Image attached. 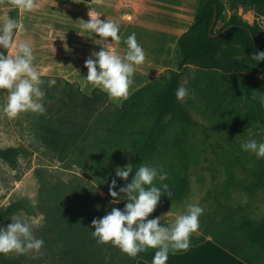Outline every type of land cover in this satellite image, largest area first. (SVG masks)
Wrapping results in <instances>:
<instances>
[{
  "label": "rangeland",
  "instance_id": "1",
  "mask_svg": "<svg viewBox=\"0 0 264 264\" xmlns=\"http://www.w3.org/2000/svg\"><path fill=\"white\" fill-rule=\"evenodd\" d=\"M222 1L229 6L230 0ZM33 2L41 10L39 13L42 15L35 14L34 22L29 27L23 28L18 43L25 42L31 45L33 66L40 71L43 66L57 65L56 60H53L54 63L50 62L49 56L56 54L51 47L57 46L59 38L56 28L52 27H58L57 12L62 8L58 7L61 3L55 0H33ZM231 14L232 12L227 9L223 19L215 28L219 29L229 21ZM238 14L246 21L248 19L245 17L250 15V23L257 21L264 27V16L257 17L253 10L240 6ZM40 17L44 18L48 26H39ZM7 18L19 21L18 7L12 3V0H0V23ZM10 49L0 48V52L7 54ZM176 68L175 52L171 67L155 79L157 84L161 87L165 86ZM46 78L41 76L43 83L40 85L45 91L44 113L23 112L15 119L0 115V147L19 146L23 149L14 166L0 159V208L23 201L28 209H21L12 216L21 214L30 217L42 216V225L46 218L41 204L45 202V196L54 186L69 188L67 191L70 192L81 191L80 189L93 190L104 197L107 196L105 188L109 189L112 179L117 180V190L119 186L130 182L129 178L125 181L116 177L115 169L117 166L122 167L129 163L140 131L151 126L154 121L153 101L150 99L137 115L132 136L127 134L125 139L112 137L107 140H96L93 135H89L84 141L82 136H79L77 143L83 142L87 150H94V155L88 154L86 150L74 149L66 156H61L49 149L39 138L41 125L52 121L54 125H58L61 130L68 133L73 128L75 120L80 122L85 120L86 126H89L92 119L84 115L81 108L68 99L67 93L75 89V86L67 85L60 79L56 80L54 86L48 87L47 81L54 77ZM223 82H225L223 76L205 73L196 65H189L183 74L181 83L194 93V98L185 97L183 101L178 102L197 123L194 128H190L187 141L188 167L185 172L189 180V189L186 196L179 201L158 202L154 211L149 214L170 221L176 214L184 211L187 202L198 203L204 211L199 217L198 230L190 234V241L193 238L209 235L221 239L228 231L232 232L235 238H241L244 236L243 233L234 228L244 219L260 221L264 218V187L256 189L251 187L255 173L260 168H264V158L257 159L254 153L240 148V144L250 138L249 129L257 140L264 138V120L250 124L242 133L228 127L227 123V120L234 115H246L249 112L252 98L248 93H260V88L264 86V71H248L242 79L231 78L226 86H223ZM213 84H216L215 88L211 87ZM227 86L229 87L226 88ZM6 96L7 91L2 90V103ZM115 111L117 110L107 114L112 118ZM167 123L168 134L170 136L177 134L181 124L171 117ZM100 131L105 133L106 130ZM169 139L170 137L163 143L164 147H169ZM98 147L102 149L101 152L106 153L101 156ZM170 161L178 162L172 151L166 156L157 154L147 164L158 170H165L170 176ZM154 182L164 183L158 180ZM9 223L11 217L3 220L0 226L6 227ZM40 227L33 229L35 235ZM231 242V240L227 241L229 244ZM118 250L120 251L119 248ZM239 252L255 264H264V256H257L251 246L240 248ZM5 255L10 258L20 256L32 262L37 260L35 264H57L53 258L46 257L42 248L39 253L17 255L10 252Z\"/></svg>",
  "mask_w": 264,
  "mask_h": 264
},
{
  "label": "trees",
  "instance_id": "2",
  "mask_svg": "<svg viewBox=\"0 0 264 264\" xmlns=\"http://www.w3.org/2000/svg\"><path fill=\"white\" fill-rule=\"evenodd\" d=\"M55 1L69 2L71 0ZM240 6L253 10L257 17L264 16V0H230L229 6L222 0H197L194 21L178 38L177 68L172 71L168 83L161 87L157 84V80H154L135 90L123 100L120 106L99 88H94L88 95L80 90L79 85H73L63 80L67 85L75 86V89L67 93L68 99L74 105L79 106L82 113L92 119V122L86 126L85 120L81 122L75 120L73 128H69L67 133L61 130L58 125H54L52 121H48L41 125L42 130L39 133V138L49 149L61 156H66L74 149L86 150L88 154L94 155V150H87L83 142L77 143L79 136H82V141L86 140L89 135H93L96 140H107L112 137L125 139L127 134L132 136L138 113L151 99L154 112L153 124L140 131L129 163L135 170L140 163L147 164L157 154L166 156L172 151L178 162H169L170 176L167 175L164 181L169 185L172 196L162 195L160 202L183 199L189 189V180L185 172L188 167L187 141L190 128H194L197 123L186 108L178 102L175 90L180 85L188 66L196 65L205 73L223 76L225 80L223 86H226L231 78L242 79L248 71H264V60L257 62L251 57L255 51H264V27L257 21L250 23L243 20L238 14ZM227 9L232 12L229 21L216 29L215 27L223 19ZM44 77L49 79L48 76ZM52 79L60 80L61 78L54 77ZM258 81L262 82V80ZM211 87L215 88L216 84ZM2 90L0 89V103H2ZM259 91V94L248 93L252 98L249 112L246 115H234L227 120L228 127L242 133L250 124L264 120V108L258 102V95H264L263 85ZM114 110L117 111L111 118L107 112ZM169 117L181 124L180 130L174 136L168 134L167 121ZM103 129L106 130L105 133L100 131ZM168 137H170L169 147H164L163 143L168 140ZM98 149L101 152L102 149L100 147ZM22 151L23 149L19 146L0 147V159L14 166ZM105 153L101 152L100 155ZM132 175L134 172L129 174L130 180ZM153 183L160 186L154 181ZM251 187L252 189L264 187V168H260L255 173ZM67 190L69 188L52 187L51 192L45 196V202L41 204L46 219L37 230L36 236L44 240L42 250L47 258H53L57 264H136L139 259L151 263L155 252L153 248H147L138 253L136 257H129L126 253L119 251L118 247L112 246L111 243H97V240L91 235V227H94L91 226L93 218L102 217L112 207L123 208L127 202L123 193H120L122 197L118 203H111L113 197L109 195V189L106 188L107 196L104 197L98 195L96 191L88 189H80L81 191L77 192ZM21 209H28L23 201L1 207L0 223ZM152 217L154 216H149V218ZM161 222L165 221L161 219ZM234 229L241 231L244 236L235 238L234 234L228 231L222 235L221 239L211 237L231 253L241 257L249 264H255L252 260L244 257L239 250L251 246L257 256H264V218L260 221L246 218ZM205 240L206 236L193 238L190 241V246ZM228 240L232 242L229 244ZM117 250L121 253L119 254ZM35 263L37 260L32 262V260H26L20 256L10 258L0 253V264Z\"/></svg>",
  "mask_w": 264,
  "mask_h": 264
},
{
  "label": "clouds",
  "instance_id": "3",
  "mask_svg": "<svg viewBox=\"0 0 264 264\" xmlns=\"http://www.w3.org/2000/svg\"><path fill=\"white\" fill-rule=\"evenodd\" d=\"M12 3L27 11L34 7L33 0H12ZM89 16L90 19L84 21L81 26L83 29H89L101 38L111 37L112 42L120 40L117 23L107 17L99 19V16L90 12ZM20 28L21 24L14 18H7L0 23V48H12L14 34ZM125 43L127 51L123 56L110 48L102 47L84 61L87 68L84 79L105 92L110 99L127 98L134 66L142 64L145 60V53L137 43L135 33L129 34ZM15 47L17 50L12 55L8 51L7 54L0 52V89L7 91L3 103H0V115L8 119H15L23 112L42 114L46 111L43 102L45 91L40 87L43 81L41 74L33 66L32 47L25 42H20ZM251 57L257 62L262 61L264 51H255ZM55 84V79L47 81L48 87ZM175 97L178 101H183L185 97L194 98V93L181 83L175 90ZM258 102L264 108V95L259 96ZM248 135L250 138L244 140L240 148L254 153L257 159L264 158V138L257 140L250 129ZM133 172L130 182L119 186L118 190L117 180H111V203L121 200L120 193L124 194L127 202L123 208L112 207L102 217L93 218L91 235L97 243H111L129 257H136L147 248H153L155 252L151 264H166L170 251L187 250L190 247V234L198 230L199 217L204 209L198 203L190 201L184 205V211L176 214L170 221L161 222V216L149 218L162 195L172 196L167 183H161L160 186L153 183L154 180L165 181L168 174L145 163H140L133 170L132 165L128 163L122 167L117 166L115 176L128 181L129 174ZM42 222V216H11V223L6 227L0 226V253H39L44 240L38 238L33 229L40 227Z\"/></svg>",
  "mask_w": 264,
  "mask_h": 264
},
{
  "label": "crops",
  "instance_id": "4",
  "mask_svg": "<svg viewBox=\"0 0 264 264\" xmlns=\"http://www.w3.org/2000/svg\"><path fill=\"white\" fill-rule=\"evenodd\" d=\"M59 25L56 28L58 43L51 50L56 54L49 56L50 62L57 61V65H46L38 71L41 76L59 77L90 95L95 87L84 77L87 68L84 61L95 51L102 47L110 48L116 54L123 56L127 51L126 37L135 33L137 43L145 53L142 64L134 66L128 88L129 97L135 90L154 81L167 71L175 57L177 41L194 21L197 0H71L58 2ZM31 11L18 8L19 23L21 28L15 32L14 46L24 27H29L35 20V14L41 11L33 2ZM61 10V11H60ZM92 15L99 19L114 21L119 26L120 40L112 42L111 37L101 38L98 34L81 26ZM42 15V13H39ZM250 15L245 18L250 22ZM254 18V15H252ZM39 26H48L42 17ZM12 48L9 54H15ZM94 59V57H92ZM126 98L111 99L116 104H121ZM136 264H151L139 259ZM166 264H249L241 257L231 253L211 236L184 251L169 252Z\"/></svg>",
  "mask_w": 264,
  "mask_h": 264
}]
</instances>
